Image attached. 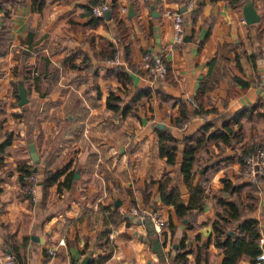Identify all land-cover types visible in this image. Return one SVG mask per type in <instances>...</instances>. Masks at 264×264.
<instances>
[{
    "label": "crops",
    "instance_id": "0c3cea01",
    "mask_svg": "<svg viewBox=\"0 0 264 264\" xmlns=\"http://www.w3.org/2000/svg\"><path fill=\"white\" fill-rule=\"evenodd\" d=\"M9 1L0 12V27L4 14L10 19L11 37L6 56L0 58V122L4 123L0 144L7 135L12 136L0 161V250L4 251L7 237L24 246L25 264H82L90 255L94 264H176V251L183 244L191 249L186 264H221L222 252L208 241L216 202L221 194L228 197L221 192V179L241 185L256 181L262 173L253 176L246 164L242 169L236 160L209 169V182L191 199L190 215L180 218L173 205L161 203L158 184H151L160 179L166 167L158 154L157 130H167L177 140L212 121L221 130L227 124L238 131L241 140L234 149L220 142L218 146L214 142L201 146L196 157L203 167L211 164L209 159L216 160L220 149L224 157H237L239 147L247 142L264 146V0H251L260 20L250 25L244 22L240 0L234 6L226 0H43L40 11L33 10L31 0ZM113 1L127 30L135 68L130 72L132 87L124 91L127 95H119L128 102L135 89L149 87L170 98L159 101L153 92L138 109L139 120L116 116L104 107L107 87L117 88L118 84L102 79V75L116 65L110 64L112 58L95 63L86 42L90 33L112 42L119 66L128 70L114 23L101 16L103 25L88 26L91 8L100 4L110 7ZM129 5L134 11L131 18L127 15ZM121 8L126 9L125 14ZM165 10L182 16L184 36L179 45L173 44V24ZM95 49L102 50L97 38ZM72 54H79L75 63L84 55L92 59L98 74L94 81L90 77L79 80L82 73L66 67L64 60ZM144 54L168 63V82H153L140 69ZM24 67L29 70L25 83ZM20 86L27 97L23 105ZM196 99L200 108L192 115ZM252 105L256 109L245 112L238 123L226 116ZM180 109L187 118L184 121ZM29 140L39 155L37 167L41 169L36 174L34 200L19 184L17 171L18 166L33 165L27 151ZM180 162L178 153L175 164L166 169L184 206H188L192 192L179 173ZM60 170H64L60 182L73 173L70 186L56 183L43 199V172ZM237 175L242 179L235 181ZM127 192L132 193L135 206L130 205ZM143 194H150L147 205ZM254 197L258 209L252 216L264 233V184ZM133 208L155 214L164 226L158 232L155 219L133 215ZM147 217L154 224L164 260L142 239L147 231L139 221ZM44 256H48L45 262Z\"/></svg>",
    "mask_w": 264,
    "mask_h": 264
},
{
    "label": "trees",
    "instance_id": "16d2710c",
    "mask_svg": "<svg viewBox=\"0 0 264 264\" xmlns=\"http://www.w3.org/2000/svg\"><path fill=\"white\" fill-rule=\"evenodd\" d=\"M216 1V0H211ZM229 6H234L238 3V0H226ZM32 8L34 11H40L43 6V0H31ZM9 0H0V12L10 4ZM97 6V5H95ZM93 8V7H92ZM89 13L92 17L88 23L90 28H97L99 25H103L104 20L101 17H96ZM111 18L110 22H113L119 32V42L122 44V57L125 63L128 65V70L124 67L116 65L112 68L106 69L102 75L104 80H113L118 84L117 88L111 86L107 87V97L104 107L111 110L114 115L125 117H133L139 120L137 115L138 109L142 108L144 102L152 96L154 92L149 87L137 88L134 90L132 98L126 102L124 98L119 95V92H124L128 88L132 87V81L130 78V72H134L135 68L130 57V47L127 40V30L123 25L122 20L118 16L117 6L115 1L109 7ZM2 26L0 27V58L6 56L8 52V44L11 41L10 37V19L7 14L1 18ZM95 38H97V45L101 46L102 50L96 52L95 49ZM86 42L89 47L93 50V59L95 63L99 64L101 62L107 61L113 58L116 47L112 42L106 39L96 36L92 33L86 35ZM79 54H72L64 60L66 67L73 71H79L82 74L78 76L79 80H87L89 77L94 81L98 74L96 72L97 66L92 63L87 55L83 56L80 63H75L76 58ZM166 65V75L163 79L164 81L169 80L170 68L168 63ZM94 70V73L91 71ZM23 82L29 78L28 68L24 67L22 70ZM14 76L16 71H13ZM16 86V85H15ZM97 90V87H95ZM125 93V92H124ZM126 94V93H125ZM127 95V94H126ZM125 95V96H126ZM154 95L159 101L168 102L170 98L168 95L164 94L161 90H155ZM197 106L194 107L191 114H198L199 100L196 99ZM181 102L180 100H175L174 103ZM182 104V103H181ZM183 108V105H180ZM256 109V105L249 106L239 113L230 116V122L238 123L243 114L249 110ZM182 114V121L186 120L183 109H180ZM224 116V118L226 117ZM3 122H0V129L3 126ZM219 129L215 125V121L208 122L206 125L200 127L197 131L192 134L185 135L181 140L174 138L171 132L167 130H157L158 139V154L161 159L164 160L166 167L162 171L161 177L158 181H151V184H158V196L161 203L173 205L175 208V213L178 217L182 218L186 215H190L189 209L191 206V199H194L203 192V188L206 183L210 180V175L208 174L209 169L217 167L220 163H228L230 161L236 160L242 169L245 168L246 159L254 154L258 148H263L264 146L260 143L247 142L241 145L240 154L237 157H224L223 150L220 149L219 154L214 162L213 159H209L211 164L203 167L201 161L198 166L196 152L201 148L202 145H207L209 142H214L217 146L218 143H222L228 148H235L238 146L241 137L238 135V131H234L230 126L224 124ZM11 135L6 136V140L0 144V161L3 158L5 149L11 144ZM179 145H182L181 150H179ZM181 155V162L179 163V173L183 177V182L187 186L188 191L192 194L188 198V206H184L183 198L181 194L175 190V186L171 182V178L168 175L167 167L175 164L177 154ZM34 165L26 166L21 165L17 167L19 172L18 182L24 189L27 185L25 178L31 175H36L39 172H34ZM200 173V178L195 186L192 185L195 176ZM64 170L57 171L55 173L45 171L43 172V177L41 179V190L43 199L48 193V189L54 184L70 186L73 173H69L62 182L60 178ZM242 175L235 176V181L242 179ZM224 186L221 190L222 193H227L228 197H224L223 194L219 197L216 202V209L214 212V218L211 222V236L208 241L212 243L215 248L220 250L223 254V259L221 264H238L240 261H246L248 264H264V250L262 249V244L264 243V233L260 226L258 220L254 219L252 214L258 209V200L254 197V194L259 191L260 184H264V172L261 177L252 183H243L241 185H234L226 177L221 179ZM248 190L246 196L243 198L242 194ZM130 195V205L135 206L136 202L131 192H127ZM28 198L27 195H25ZM150 194H143L144 204L147 205L149 202ZM200 210V208H198ZM230 228H227L226 226ZM24 246L19 245L14 240L10 238H5L3 250L9 251V254L13 258L14 264H25ZM186 251L183 252L184 249ZM191 252V249L185 245H180L179 249L176 251V264H186V254ZM84 253V252H83ZM45 254V252H44ZM48 259V256H44L43 262ZM86 264H94V259L90 255V259Z\"/></svg>",
    "mask_w": 264,
    "mask_h": 264
},
{
    "label": "built area",
    "instance_id": "2783aa9c",
    "mask_svg": "<svg viewBox=\"0 0 264 264\" xmlns=\"http://www.w3.org/2000/svg\"><path fill=\"white\" fill-rule=\"evenodd\" d=\"M144 1H147V0H144ZM187 7L188 8L190 7V3L187 4ZM107 10H109V5L100 4L92 8V14L96 17H101L102 13ZM120 11L125 14L126 9L121 8ZM164 15L172 20L173 44H176V45L181 44L183 42V36H184V28H183V21H182L181 14L177 11L165 10ZM110 64L112 65L121 64L118 54L114 55V57L110 60ZM140 69L144 73H146V75L150 77L153 80V82L163 80L166 75L165 62L159 56H152L150 54H144L142 57ZM262 85L264 87V75L262 79ZM185 126L186 125L184 124L182 128H184ZM246 165L248 167L249 173L253 176H257L260 173H263L264 172V149H258L254 154L249 156L246 159ZM25 181L27 185L24 188V191L30 196L32 200H34L36 196L37 176L36 175L28 176L25 178ZM131 212L133 215H136L140 218L149 216L150 218L155 219L157 222L155 227L158 232L164 226V223L162 221H159L158 219H156L155 214H150L148 211L144 209L133 208ZM0 264H13L12 256L9 253H6L0 250Z\"/></svg>",
    "mask_w": 264,
    "mask_h": 264
},
{
    "label": "water",
    "instance_id": "95a60500",
    "mask_svg": "<svg viewBox=\"0 0 264 264\" xmlns=\"http://www.w3.org/2000/svg\"><path fill=\"white\" fill-rule=\"evenodd\" d=\"M243 2L242 5V15L244 18V22L246 24H255L259 22L260 17L256 13L254 9L253 2L251 0H240ZM153 10V7H151ZM183 10H186V7H182ZM110 10L104 11L102 13V17L104 19H110ZM128 18H131L134 15V11L132 10V6H128ZM19 97H20V105H23L27 102L26 92L22 86L19 88ZM159 128H162L163 126L161 124L157 125ZM27 151L28 156L32 162V164L35 166L33 171L34 172H41V169H39L37 166L40 163L39 155L35 149L33 141L29 140L27 143ZM75 177H78V174L75 175ZM117 205V203H115ZM139 223H143L145 225V230L147 231V237L142 238L145 242L150 243L153 251H155L157 257L161 260H164V253L161 248V243L159 242L158 237L156 236L154 224L151 221L149 217L139 221ZM174 248H176V245H174ZM262 249L264 250V243L262 244ZM6 253H9V251H6ZM88 260V257L84 258L82 261V264H86Z\"/></svg>",
    "mask_w": 264,
    "mask_h": 264
},
{
    "label": "rangeland",
    "instance_id": "374dc122",
    "mask_svg": "<svg viewBox=\"0 0 264 264\" xmlns=\"http://www.w3.org/2000/svg\"><path fill=\"white\" fill-rule=\"evenodd\" d=\"M14 264V263H13Z\"/></svg>",
    "mask_w": 264,
    "mask_h": 264
}]
</instances>
